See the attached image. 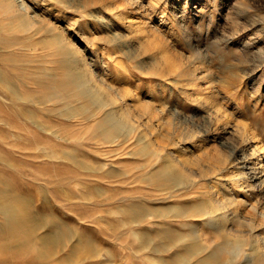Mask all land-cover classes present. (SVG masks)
<instances>
[{"label":"rangeland","instance_id":"obj_1","mask_svg":"<svg viewBox=\"0 0 264 264\" xmlns=\"http://www.w3.org/2000/svg\"><path fill=\"white\" fill-rule=\"evenodd\" d=\"M134 1L0 0V226L22 218L0 264H245L264 244V175L240 168L264 157V0Z\"/></svg>","mask_w":264,"mask_h":264},{"label":"bare ground","instance_id":"obj_2","mask_svg":"<svg viewBox=\"0 0 264 264\" xmlns=\"http://www.w3.org/2000/svg\"><path fill=\"white\" fill-rule=\"evenodd\" d=\"M8 1H10L11 6L18 7L19 10H23L25 12L28 11V6H27L25 0H8ZM129 1H131V0H129ZM130 24L133 25L134 23H130ZM73 52L74 53H77L78 52V49L73 48ZM84 71L88 75L91 74V71H90L89 67L86 66V65H85ZM263 154H264V152H263ZM261 159L263 160V162H259L258 161V163H255L254 164L253 161H250L248 158H246V156H242V158L240 160V168L243 171L244 177H246V174L248 172L249 173H252V175H250L249 177H254V178H252L253 180H255L257 178L259 179V177H258L259 176V173H263V175H264V157L263 158H260L259 160H261ZM237 179H242V178L237 177ZM224 189H226V188H224ZM6 214H8V213H6ZM9 216H10V218H9ZM217 216H219V217H217ZM208 218H209V220L211 222H214L213 224H215V225L217 224L218 225L221 222H226L227 223L229 221V214L227 212H224V213H220V215H218V213H216L215 211H210L208 213ZM8 219H9V221L2 223L1 226H0V230L3 231V232H6V231H9V230L13 229L18 223H20L22 221V218L20 217V215L17 212H14V211L10 215H8ZM218 220H220V222ZM58 234H59L58 232L57 233L55 232V234H52L51 233L48 236V240L50 242H56V240L58 238H60L58 236ZM61 234H59V235L61 236ZM255 241L256 242H254L250 246V252L247 254L246 259L249 256H250V258L248 259V261H245L246 262L245 264H255L256 263L257 254H260V253L264 254V250H263L264 249V244L263 245L259 244V239L258 240H255Z\"/></svg>","mask_w":264,"mask_h":264}]
</instances>
